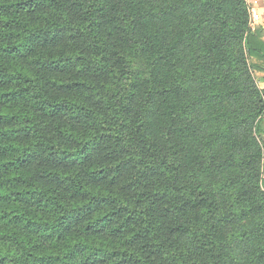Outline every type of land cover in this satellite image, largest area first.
Listing matches in <instances>:
<instances>
[{
	"label": "clouds",
	"instance_id": "1",
	"mask_svg": "<svg viewBox=\"0 0 264 264\" xmlns=\"http://www.w3.org/2000/svg\"><path fill=\"white\" fill-rule=\"evenodd\" d=\"M176 6L172 0H42L40 9L28 15L26 23L34 21L32 30L38 26L41 36L59 31L57 40L37 55L58 60L62 68L34 66L26 72L30 85L21 115L31 134L24 146L37 154L27 175L47 167L49 150L63 159L88 145L86 163L48 169L69 177L66 185L79 186L88 198L57 192L43 216L54 230L59 216L92 198H106L73 231L85 235L84 224L108 217L94 225L92 239L103 240L108 251L127 254L110 264L124 258L130 264H264L258 261L264 254V178L251 179L245 168L255 156L258 171H264V0H237L229 6L228 27L242 34L228 50L241 44L246 50L244 63L230 70L239 98L211 111L192 109L194 93L167 95L189 78L216 77L198 70L208 57L209 33L197 29L189 40L181 25L168 30L162 45L149 48L148 41L161 33L158 25L148 24L149 17ZM188 20L192 28L200 24L198 16ZM249 37L255 39L249 43ZM177 40L182 43L175 47ZM169 51L174 55L162 65L159 57ZM73 82L77 87L70 93L56 87ZM60 103L74 107L55 115L53 106ZM76 113L79 122L70 120ZM237 124V132L222 140ZM185 126L196 131L187 136L172 131ZM248 142L255 145L250 151L236 147ZM154 169L158 172L152 174ZM92 176L102 179L94 183ZM251 185H256L255 196L241 199ZM33 187L51 194L41 184ZM229 213L237 223H217ZM218 229L222 234L214 238ZM242 233L260 239L245 251L234 246ZM157 251L159 256L151 254Z\"/></svg>",
	"mask_w": 264,
	"mask_h": 264
},
{
	"label": "trees",
	"instance_id": "2",
	"mask_svg": "<svg viewBox=\"0 0 264 264\" xmlns=\"http://www.w3.org/2000/svg\"><path fill=\"white\" fill-rule=\"evenodd\" d=\"M42 0H0V264H110L117 255L126 257L125 253L108 251L103 240L92 239L97 235L95 224L100 220L107 221L108 217H101L92 224H84V234L78 235L73 231L79 228L85 220L90 218L94 208L106 202V198H92L94 202L83 205L65 216H59V223L54 230L47 223L43 211L53 205L57 192L70 193V198L84 200L88 194L79 186L67 184L70 178L59 176L55 171L48 170L56 167H74L79 160L86 163L88 160V145L78 153L66 154L63 159H57L49 150L47 167L43 171L27 175L32 164L37 159V154L25 147L31 129L27 127V117L21 115L22 102L29 92L30 77L26 72L34 66H42L48 70H59L62 65L58 60L41 59L37 50L48 43H54L59 37V31L53 36H41L37 26L32 30V23H26L30 13L34 14L41 7ZM177 5L163 12L159 16L149 17L148 24L159 26L161 33L148 41L150 49H156L167 38L168 30H176L181 25L190 33L187 39H192L199 29L201 33L207 31L208 57L206 63L200 66L202 71L215 72L213 79L204 81L202 78H189L183 84H175L168 91L169 98H179L194 93L195 98L191 107L195 111L198 106L208 110L220 109L230 100L238 99L237 91L230 70L241 66L246 55L245 45L229 52L228 45L237 41L242 34L239 28H229L226 17L229 15V6L237 0H172ZM198 16L200 24L195 28L190 27L189 16ZM103 20V16L98 17ZM203 25V26H201ZM147 24L143 28H147ZM27 33V34H25ZM255 39L249 37V43ZM182 41L177 40L175 47ZM173 52L169 51L159 57L162 65H167ZM33 57V59H29ZM167 77V73H164ZM195 76V73H193ZM58 90L70 93L77 85L58 84ZM209 93L203 95L202 93ZM65 103L54 105V114L62 115L72 110ZM7 109V112L4 110ZM86 118V117H85ZM81 114L76 113L70 117L73 122H79ZM239 124L230 126L226 137L229 139L239 129ZM71 132V129L69 130ZM176 135H190L196 129L174 128ZM255 145L252 142L237 144L240 151H250ZM255 156L246 162L247 175L255 179L259 174L263 178V171H258ZM264 167V166H261ZM152 174L158 169L151 170ZM100 176H92V181L99 182ZM41 184L45 189H51V194H41L34 190L33 185ZM73 188L75 190H73ZM256 194V185H251L241 192V199H251ZM59 206L58 204L56 205ZM185 205L184 207H186ZM36 210V211H33ZM166 211V210H165ZM115 216L116 213H110ZM242 218V216H241ZM237 218L232 216L222 217L217 223H237ZM218 229L214 238L221 235ZM39 237V242L33 238ZM71 237V239H69ZM234 241V246L247 251V245L260 239L256 233ZM159 256V252L151 253ZM82 258V259H81ZM219 259V256H217ZM264 260V254L258 257ZM119 264H130L127 258L121 259Z\"/></svg>",
	"mask_w": 264,
	"mask_h": 264
},
{
	"label": "crops",
	"instance_id": "3",
	"mask_svg": "<svg viewBox=\"0 0 264 264\" xmlns=\"http://www.w3.org/2000/svg\"><path fill=\"white\" fill-rule=\"evenodd\" d=\"M257 11L259 12V9ZM263 178H264V171H263Z\"/></svg>",
	"mask_w": 264,
	"mask_h": 264
}]
</instances>
